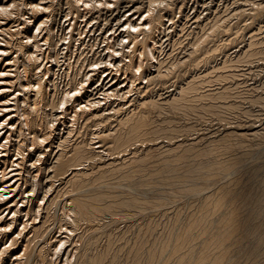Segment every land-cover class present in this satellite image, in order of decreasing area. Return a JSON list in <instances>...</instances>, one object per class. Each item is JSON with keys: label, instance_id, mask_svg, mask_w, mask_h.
<instances>
[{"label": "bare ground", "instance_id": "bare-ground-1", "mask_svg": "<svg viewBox=\"0 0 264 264\" xmlns=\"http://www.w3.org/2000/svg\"><path fill=\"white\" fill-rule=\"evenodd\" d=\"M191 1L0 0V264H223L240 233L251 243L241 264H264V81L248 95L207 86L237 75L238 58L219 61L227 46L244 59L264 51V23L253 26L264 1L228 20L215 13L163 68L162 34ZM106 13L115 20L102 54H75ZM221 33L233 34L220 43ZM234 108L244 123L223 114ZM212 119L213 133L196 127ZM179 196L187 222L175 239L157 247L128 226L111 233Z\"/></svg>", "mask_w": 264, "mask_h": 264}, {"label": "rangeland", "instance_id": "rangeland-1", "mask_svg": "<svg viewBox=\"0 0 264 264\" xmlns=\"http://www.w3.org/2000/svg\"><path fill=\"white\" fill-rule=\"evenodd\" d=\"M130 1H137V3H139L140 1H145V0H130ZM255 1H258V0H236V2H233V0H230V1L229 0H225V1H223V0H209V1L208 0H197V1L192 0L187 5V7L185 8V13L182 15V17L179 18V20L176 24L175 30H173L174 32L172 31L169 34H167V32H163V34H162L161 41L163 39V41H162L163 42L162 43L163 48L159 52L160 54H158V56L160 55L159 56L160 60H162V64H163L162 67L163 68L171 67L172 64L176 63L177 61L179 62L187 54L194 37L198 33L201 34L202 26H205L206 29H208V25H209L211 19H213V15L215 13L219 14L220 19L228 20L231 18V17H229V14H232L235 9L237 10L240 8H246V7H248V5L250 3H253ZM261 1H264V0H261ZM133 3L135 5V2H132L130 4L132 5ZM179 3L175 4V6H174L175 13H177L176 14L177 16H175L176 18L179 15V13L177 12ZM207 3H209V4H207ZM204 4H206V5L203 6ZM123 5H121V6H123ZM128 9H129V7H124V8H121V10H119V11H121V13H122L124 11H127ZM109 15H110V13L104 14L103 17H101L98 20L97 25L95 27V32H91L90 34H88V36H86L85 43H83L82 45L83 46L87 45V46H89V48L88 47L83 48V46L79 43L76 45V48L73 49L74 50L73 52H75V54L83 55L85 52V54H87L90 58H93V59H96V57L100 53L102 54V52L104 51V48L101 44L102 39H103L104 35L107 34L108 30L112 28V21L115 20V18H111L109 23H107V19L109 18ZM255 21H258V19ZM242 22L244 23V20H242ZM260 22H259V24H258V22H254V25H253L254 28H256L260 24H263L264 19ZM248 27H250V26L245 25L243 30H242V32H243L242 34H244L245 37H247L248 33H249ZM262 27H264V26H262ZM98 30H100V31H98ZM234 30H235V28L232 29V31H234ZM59 31H60V27L57 28V32H59ZM89 32H90V28H89ZM232 34L233 33H231V34L221 33L218 36L219 40L217 42L222 43V42L226 41L229 37L232 36ZM56 36H57V34H56ZM256 46H257V48H259V45H256ZM166 47H168V49H166ZM163 49H165V51H163ZM259 50H261V51L258 53L257 56L255 55L250 59H244L241 56L242 49L236 50V47H233L232 45L227 46L226 49L222 50L223 55L221 56V59H219V61H222V59L225 57L231 58L234 56V58H238L237 60H233L237 64V66H235L236 69L234 70V72H237V75H235V76L230 75L226 79L228 81L223 80V79L218 80V79H216L215 75L214 76L212 75L211 78L213 80L209 83L210 85H207V86H211V87H219L220 85H227L228 86V84L230 85L233 82L234 84L231 87H233L235 85V83H238L237 84V91H240V93H242L244 95L251 94L252 90L248 89L250 86L249 84H252V83L260 84L262 81H264V51H262V49H259ZM96 53H97V56H95ZM180 68H182V66H178V70ZM171 74H172L173 79H175V78L177 79L178 84L182 83L184 81V79L186 78V76L185 77L182 75L181 76L180 75L175 76V74H173V73H171ZM57 80L59 81L58 86L63 85V81L60 80V77H58ZM164 91H165V89H164ZM164 91L161 90V92H160L159 90H157V93H161V95H162V93H164ZM242 97L245 98L246 96H242ZM241 104H243V102H241ZM241 104L239 105V107L246 105V103H244L243 105H241ZM247 108L248 107H245V109H247ZM237 110L238 111H236L234 108V111H231V112L225 111V112H223V114L226 115L227 118H229L230 120L238 119L241 121V123L242 122L244 123L245 119H246L245 116L241 114V112L239 111V108H237ZM253 112L257 113V112H260V110L256 107L255 110H253ZM192 114H188L189 117L191 116L190 117L191 120H193ZM190 118L188 119V121L190 120ZM180 120L182 121L183 119H180ZM184 120H186V119H184ZM213 121H215V122H213ZM182 122H184V121H182ZM217 122L218 121L216 119H212L210 121L203 122V123L197 122L196 127L201 128L203 131H205V130L209 131L210 130V133H213L215 130L218 129L217 128V126H218ZM213 124L215 125V127ZM194 134L195 133L191 134V132H190L189 136H187V137H191ZM222 145L223 144H221L220 147H222ZM248 169L252 170L253 168L248 167ZM242 171H241V173H239V175H241L240 177L244 179V177H245L244 173H246L247 171H245V170L243 172ZM242 174H244V175H242ZM201 178H202V176H200V178L198 180H200ZM244 182H246V181H244ZM156 183H159V182H155L153 184H156ZM200 184L201 183H197V185H200ZM204 187H205V184H204ZM149 194H151V193L149 192ZM149 194H147V195H149ZM154 195L155 194H153V196ZM148 198H151V196H149ZM166 198L159 199V200L163 201L164 203H166V206H168V208L165 209L166 210L165 212L164 211H160L158 213L156 211H153L154 213L153 212H147V214H140L139 216L136 215L133 220L128 221L126 219V221L125 220L120 221L116 224V227L112 226L113 225L112 224L110 227V230L112 231L111 233L118 234L117 231L125 229L128 226L126 233H127V235H129V237H132L133 235H135L139 230L144 231L145 234H144L143 239H145V238L148 239V240H146V245H148L150 243H155L156 244L155 246H157V247L159 246V243L163 240H166V239L169 240L170 238L175 239L176 233H177L176 231L181 229L187 222L186 221L187 214H184L183 211L185 212L186 208H188V206H187L188 204H186V203H188V201L184 200L185 198H182L180 196L178 197L179 200H176V199L170 200V199H166ZM177 216H178V219H175V217H177ZM134 224H135V226H134ZM118 228H119V230H118ZM108 231L109 230H106V232H108ZM238 235H239V237H238L239 239L237 241L229 242L230 244L229 243L224 244L225 246L223 249L226 250L227 254L225 257L226 263L224 262L223 264H241L243 262V260L246 259L245 257H247V255H248L247 249L251 243L248 240V238L243 236V233H240ZM152 241H154V242H152ZM235 255H237V256H235ZM157 257H158V253L156 254V258ZM144 261H145V259H143V263H144ZM121 264H124V261H121Z\"/></svg>", "mask_w": 264, "mask_h": 264}, {"label": "snow or ice", "instance_id": "snow-or-ice-1", "mask_svg": "<svg viewBox=\"0 0 264 264\" xmlns=\"http://www.w3.org/2000/svg\"><path fill=\"white\" fill-rule=\"evenodd\" d=\"M108 7L109 8H111L112 7V5L110 4V5H108ZM42 11H48V9H41ZM8 11V9H0V12H7ZM36 31H39V29H36ZM132 31H134V32H136V31H139V29H137V28H133L132 29ZM29 43H30V41H29ZM125 43H127V41H125ZM4 55L6 56L7 55V53H4ZM116 55L117 56H119L120 55V53H116ZM93 67H96V68H99L100 66L99 65H94ZM3 75H6V73H4V72H0V76H3ZM83 87V86H82ZM72 95L73 96H77L78 95V93H72ZM63 107V106H62ZM5 123H7V121H5ZM3 125H0V127H2ZM5 143H7V141H5ZM40 143L41 144H44L45 142L43 141V140H41L40 141ZM0 147H2V145H0ZM37 163H39V162H37ZM5 199H7L6 197H5ZM43 201H41V203H42ZM13 215H15V213H13ZM0 219H3V217H0ZM58 251H59V249H58Z\"/></svg>", "mask_w": 264, "mask_h": 264}]
</instances>
